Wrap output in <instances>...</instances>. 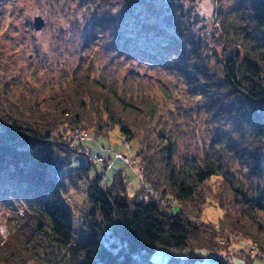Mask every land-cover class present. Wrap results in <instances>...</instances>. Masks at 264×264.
<instances>
[{
	"label": "trees",
	"instance_id": "16d2710c",
	"mask_svg": "<svg viewBox=\"0 0 264 264\" xmlns=\"http://www.w3.org/2000/svg\"><path fill=\"white\" fill-rule=\"evenodd\" d=\"M90 5L103 35L104 24L115 26L113 32L120 27L117 33L128 42L138 38L130 34L162 32L157 44L145 38L138 52L160 65L169 58L160 70H167L171 87L162 96L146 88L126 91L85 70L49 97L21 99L18 106L9 97L0 101V199L22 213L7 225L8 240L0 236V264H153L159 249L169 263L199 264L202 251H221L213 243L215 229L189 217H198L211 200L224 214L218 228L251 241L264 255V0ZM184 95L214 123H244L251 131L233 142L198 147L195 156L183 153L170 109ZM68 127L97 138L118 129L137 145L143 171L132 196L122 172L107 187V174L91 180L90 158L88 166L68 174L74 187L85 185L90 204L82 218L87 238L78 246H72L73 216L57 180L78 153Z\"/></svg>",
	"mask_w": 264,
	"mask_h": 264
},
{
	"label": "rangeland",
	"instance_id": "374dc122",
	"mask_svg": "<svg viewBox=\"0 0 264 264\" xmlns=\"http://www.w3.org/2000/svg\"><path fill=\"white\" fill-rule=\"evenodd\" d=\"M90 6V0H0V101L6 103L4 98L9 97L10 104L18 106L21 99L49 97L85 70H92L94 77L101 79L103 76L126 91L134 87L137 92H142L141 88H146L152 95L162 96L163 88L171 87L167 83L171 78L167 70H160L169 64V58L165 59L167 64L160 65L151 63L138 52L145 45V38L149 37L157 44L162 32L151 30L130 34L132 39L138 38L128 42L127 36L117 33L121 32L120 27L113 32L115 26L104 24L103 35L102 28L94 26L100 19L96 20L94 7ZM37 16L45 20V27L40 32L34 28L33 20ZM159 49L156 47L155 53L162 59ZM135 76L138 81L133 80ZM180 91L185 94L182 87ZM180 97L170 110L177 122L174 131L181 135L179 147L183 153L195 156L200 153L198 147H208L217 139L233 142L251 131L244 123H214L204 108L198 109V105L189 102L185 95ZM66 130L73 150L78 153L71 154V165L62 169L57 180L64 186L60 197L73 216L72 246H78L87 238L82 218L90 204L85 185L74 187L68 174L88 166L90 158L91 180L97 173L103 178L107 174L102 183L107 187L114 175L122 172L127 177L128 193L132 196L142 186L143 171L137 160V145L122 138L118 129L98 138L79 128L68 127ZM54 149L58 152L59 147L54 145ZM215 203L213 200L206 203L198 217L189 216L197 224L215 229L213 243L221 248L212 254L202 251L203 259L199 264H249L248 257L253 259L252 264H264V255L258 246L240 235L218 228L224 214ZM14 206L0 199V236L5 241L9 238L7 225H11L17 215L22 216L21 211L14 213ZM207 244L211 243L207 240ZM169 257L159 249L153 254L152 262L173 264L169 263Z\"/></svg>",
	"mask_w": 264,
	"mask_h": 264
},
{
	"label": "water",
	"instance_id": "95a60500",
	"mask_svg": "<svg viewBox=\"0 0 264 264\" xmlns=\"http://www.w3.org/2000/svg\"><path fill=\"white\" fill-rule=\"evenodd\" d=\"M33 22H34V28H35L36 32H40L44 29L45 20L43 17L37 16L34 18Z\"/></svg>",
	"mask_w": 264,
	"mask_h": 264
}]
</instances>
